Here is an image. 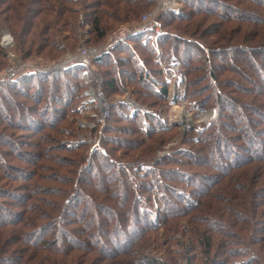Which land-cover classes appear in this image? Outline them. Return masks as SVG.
<instances>
[{
	"label": "trees",
	"instance_id": "1",
	"mask_svg": "<svg viewBox=\"0 0 264 264\" xmlns=\"http://www.w3.org/2000/svg\"><path fill=\"white\" fill-rule=\"evenodd\" d=\"M69 1L73 2L72 0ZM175 1L180 3L179 5L183 7L181 6L182 8L178 10L172 9L162 12L160 18H158V22L164 34L155 38L156 34L154 31L148 30L150 32L149 34L139 31L121 41L109 53H105L94 59H97L95 61L96 67L100 69L111 67V70L103 71L104 74L111 75L108 81L103 79V92L106 90L104 95L108 97V93L110 96V93L114 92V90H122L123 79L126 78V80H130L131 85L133 84L135 85L134 87L141 88L138 93L134 89L133 91L139 98L142 97L144 99L140 100L136 98L138 100H135V102L143 107V109L136 110V112L130 111L123 101H119L114 105L111 104L109 118L111 119V115L113 114L117 119H107V121L110 120L109 124H111V126H107L105 129L104 143L102 144L101 142V144L97 145L94 149L91 148L92 145H90L91 147L88 151L89 145L86 142L77 141L78 137H75L76 129L74 128L76 127L74 117H69V121L66 118L68 115L73 116L79 114L80 109L84 105L83 101L85 97L83 91L86 88V84L81 74L85 69L81 64L71 65V67H62L49 72L36 71L23 73L11 79L0 78V126L1 124L4 125L3 131L7 128L20 131H22L21 129L25 130L24 126L17 122H19L21 116L28 113L31 108H28L25 103L20 102V100L14 96L20 95L21 97L22 94H30L33 89V92H39V96L47 95L51 99L57 98L59 100L58 106H54V109H52V106L40 108L39 103L32 107L31 110H39L38 112L41 113L46 112L45 120L42 119V121L49 122L43 124L39 122V120H29V123L32 124L33 132L40 133L41 130L46 128L48 134H46L44 138L37 136V142L34 141V144L29 143L26 145V147H34L36 150L35 152L21 151V156L15 155L13 158L15 159L14 162H21L25 159V156H32L35 161H38L37 165L33 168L35 171L34 177L38 174V166H41V169L51 168L52 175H55V182L60 184L56 187L50 186V190H48L49 187L43 185L45 182H36L33 185V190H31L32 195L28 198L26 196L21 198L22 200L19 201V209L21 212L12 213L11 216L16 219L21 218L26 227L23 228L21 227L23 224H20L12 227L8 226L6 228L15 232L14 237L20 245H25L30 249L21 250L15 248L10 251V253L12 252L10 257L0 256V264H28L29 261H27L26 258L22 259L24 256L21 255V252L25 251L28 254L29 250H34L36 248L42 250L41 252L45 254L47 259L44 260L48 261L44 264H101L103 261V264H105V261L107 262L106 264H117L118 260L119 262L127 261V264H165L149 255L150 251L146 249L147 246L141 245L142 240H144V237L149 234V232L156 230L157 227H160L164 222H169L172 219H178L179 216L184 217L186 215L187 217L189 216V218H197L194 216V209L188 208L187 206L198 205V200L197 202L195 200V187L197 190L200 186L196 184V180L201 178L203 181L207 180L201 177L202 174L195 173L199 175L196 176L193 173H188L183 170L171 171L173 168L168 166H178L177 164L179 163L181 166L196 167L205 165L209 166L208 168H213L216 162L215 172H217V174L212 178L215 179V182L216 178L228 176L230 173L229 170L231 169L238 167L244 168V166L250 162L264 161V148L260 149L255 146V139L260 136L259 132L262 131H260L259 122L254 119L258 114L260 118L263 117V114L259 112L264 110V101L252 105V103L249 104L242 100L243 97L241 98V96L236 95L240 87L228 76V68L227 65H225L231 64L230 62L234 63L233 58L235 56L236 58L238 57L237 61L247 63L248 59L245 58V55L252 54L251 52L253 49L258 47L253 46L256 37H261L264 43V23H261L260 19V17H262L264 20L262 16L264 0H247V3L246 0H238L237 5L241 6V4L244 3V6L252 11L249 13L242 12L238 7H233V5L228 4L227 1L229 0H205L209 2L208 5L205 3L201 4V0ZM35 3H39V5L35 7ZM96 3L97 4L92 5V7L95 6L96 9L88 13V18L91 19V21L88 22L91 28L90 34H92L91 37H93V39H88V45L100 44L113 26L137 18L143 10L147 8L151 10L154 8L158 1L97 0ZM196 3H198V6ZM0 5L5 6L0 10L4 12L0 14V30L5 25L9 31L11 30L16 33L20 30L21 35H23L25 27L28 28V36H32V39L29 40L28 37H26V39L19 41V45L24 47V49H22L26 56H29L30 51L38 46V39L40 37H51L50 32L53 30L54 24L57 21V17L55 18L52 13L54 11L58 12L61 18L60 22L66 25V14L70 12L68 6L66 10H62L64 7L61 8L55 0H0ZM208 6L216 8L226 7L229 8L228 11L232 13H237L239 10L242 12L240 14L245 15L244 17H250V19L254 18V21L251 23L242 20L240 17L235 21L237 23L236 30L244 31L251 29L254 31L253 37L251 38L248 34H243L242 36L235 34L234 37L232 35L233 32H231L232 29L224 24L228 23L230 20H234V17L229 15L232 17L230 18L226 15L227 13L224 14L225 12L223 13L219 11V9L215 10ZM202 11L204 12L199 13ZM72 12L75 13L76 11ZM206 13H209L210 19L207 18ZM202 14L206 17L204 16L203 19L197 21L195 18ZM3 17H5L6 24L2 23L1 18ZM212 18L214 21H221V23H214V21L211 20ZM181 24L185 25L181 26ZM173 26L175 28L174 34L167 31L169 27L172 29ZM209 27H211L210 29L213 31H208L207 29ZM210 36H213V39H208ZM244 36L249 37L246 39L243 38ZM195 38L199 40L195 41ZM134 41L137 43L135 46H137L138 50L135 46L131 45V42L134 43ZM185 45L190 48H195V50L200 53L198 60H202L204 64L203 70L205 71L206 80L209 84L208 88L204 91L195 89L191 94L189 93V89L191 87H196L195 84L200 78H198V80H194L193 77L191 78L195 71H193L192 65H189V62L186 61L183 56V54H190H182L179 51L181 47ZM37 48L40 49L39 46ZM139 49L147 51L151 55V58L145 60ZM260 51L264 52V48L262 47ZM123 53L128 54L129 57L127 58L128 61L130 60L131 65H120L122 59L123 63H127L126 58L121 57ZM163 53L167 54L168 62L176 58L181 65L184 87L180 99L188 100L190 103L192 98H200V96H203L202 92H207L204 98L196 102L200 104V106H208V104L212 102L211 106L215 108L217 113L210 123L209 128L199 132L203 136L198 139L189 140L192 145L198 146L194 153H192L190 149H187L177 151L173 153L172 156L169 155L170 157L165 155L162 159H156L155 155L153 156L155 149L159 144L166 141V136L168 134L170 135L171 131L174 129L172 126L166 125L159 110L155 108V106L160 103L167 101L172 85V81L167 78L166 71L163 70L161 65L162 60L165 61ZM170 57L171 59H169ZM216 57L221 64L215 65L213 63V59ZM239 57H243V59ZM149 61L153 63L154 68L149 67ZM192 61L195 62V59H192ZM254 73L258 81H254L250 85L256 86L257 91L263 93L264 76L259 72L258 68ZM90 76L92 77V73L91 75L89 74V77ZM55 81L59 82V86H53ZM43 85L49 86L48 92L50 95L46 93L47 89H40ZM60 85L68 87V93L64 95L61 94L63 91H60ZM9 91L12 95L9 94ZM241 91L246 92L245 89ZM59 95L60 97H58ZM61 96L64 97L61 98ZM149 97L153 99L151 102L146 101V99H150ZM155 101H158V103H155ZM224 101L228 102L229 105L234 108L239 105L241 109H245L244 112L248 111L252 114L250 119L246 118L244 113V115L241 113L236 114L238 115V121L245 127L244 130L240 127H238V130H235L233 129L234 127L229 124L230 122L224 121L225 118H230L231 115H226L225 112H222ZM3 102H8L10 104L8 109L5 110L2 108ZM35 102H38V100L36 99ZM51 109L56 114V116L52 118L48 116V111ZM124 111L126 113H124ZM46 118L48 120H46ZM15 119L17 122H15ZM234 122L232 123L234 124ZM59 124L60 126L62 124L65 125L63 128L56 127ZM116 124H128V128L119 125L115 126ZM223 127L227 132L232 134L236 133V135L233 136L225 133L224 130H221ZM113 132L121 135H129L131 139L129 141L124 140V143H120L118 139L112 140L111 135ZM5 135L6 133L0 134V145L5 144L8 148H12L14 143H12V140L10 141L7 136L6 139ZM9 135L10 137H15L17 132H10ZM252 138L253 140H251ZM147 139H149L148 143ZM47 141L56 142L55 146H59L57 147L58 149H56L57 151L54 147H48L47 149L42 147L41 144H44V142L47 143ZM248 142L253 145L248 146ZM254 148L256 152L259 150L260 152L258 155L255 152V155L248 158L245 162L234 161L228 163L226 160L227 155L233 159V156H236V153L240 152H234L236 149H243L244 152L248 153L251 152V149L253 151ZM13 149L18 153L19 149L17 147ZM118 151H122L120 156L117 153ZM139 151L148 153L146 155H149L151 158L143 159H148L149 161L135 162V155H137ZM220 152L223 154L226 153L225 156L219 157ZM4 153H7V151H2L0 148V165H3V162H1L3 158L1 157ZM49 153L51 155H49ZM213 154L217 156L215 157L216 161H213V157L211 158L210 156ZM128 156L129 158H126ZM175 156H180V158L183 157L184 159L178 160ZM45 158L51 159L52 162L60 167V170L53 165L49 166L47 163L42 166L40 164L41 160ZM172 158L174 159L171 160ZM136 165L141 167L140 170L144 172L143 176L139 177L134 175V168ZM161 166H164L167 170L161 169ZM256 171L257 168L255 170L249 168L245 171H241L232 178L234 182L235 180L245 182L235 183L232 185L234 189L230 188L226 190V193L230 194L232 199H235L236 203H233V201L229 202L231 199L225 194H221L224 198L223 201L228 202V208L231 211L230 213L228 211V214L232 215V221L236 222L234 224L235 227H251V223H253V226L255 223V227H253L255 233L260 232L259 230L263 228L256 227V225L264 219H261L263 212H254L255 221H253L252 218L246 220L248 216L244 215V217L243 213L240 212L246 210L247 206V203L242 199L246 198V196L242 195L251 191L250 186H248L246 182H258L257 176L259 175ZM91 172L94 174L93 177L90 176ZM20 173H22V175L19 179L26 183V177L29 172L24 169L20 170ZM175 173L178 175H174ZM263 173L264 166L260 169L263 183L255 189V197L259 200H264ZM184 175L187 176L186 180L183 179ZM0 178L2 179V175H0ZM47 178L50 179L49 181L53 182L49 175H47ZM254 178H256L255 181L253 180ZM225 180L226 178H223L221 182ZM25 183L22 184L21 187H23V185L32 184V181L28 184ZM208 185L210 184H207L206 187ZM188 187L192 190L194 188V190L191 192L187 191L188 194H186L184 189ZM201 189H203V187H201ZM45 191L46 193H50V195L59 197L58 201L46 197L38 199L39 194H43ZM202 191L201 193L206 192L205 189ZM237 191L241 192V195H239ZM0 196H4V194L1 193ZM18 197L19 196H16V199ZM252 197L254 198V194ZM30 198H34L33 201L29 202ZM216 199L217 198H214L215 201ZM180 200L184 203L182 207H179L180 205L177 204ZM42 201L43 204L50 205L52 212L39 205ZM142 201L147 202L150 208L156 212L151 213L150 210L142 208ZM154 201L157 202V206H155ZM211 204L212 203L208 201V205L212 206ZM252 204L258 205L252 201V203L248 204L247 208L250 209ZM1 207L3 206L0 205V214L4 212V217L8 219L7 212ZM35 210L38 211L35 217L39 218V220H45V223H37L38 220L35 221L34 218L30 217L29 214L34 213ZM100 213L106 216V218H99ZM203 217L209 221L211 225L210 230L213 229V232H218V230L221 229L223 222L214 219V215H211V217ZM135 218L137 219L135 222L140 223L142 226L139 232L135 231L134 241L132 239L128 241L131 249H133L131 254H138L136 253V248L141 247L142 249H140L143 250V254L146 257L136 260L132 259V261H130L128 259L130 256L127 251L125 252V248L115 251H108L107 249V252H105L102 248L106 246V239H104V237L112 232L115 225L119 230L125 228L131 230V224L134 222ZM2 223L0 217V228L6 226ZM8 223L7 225L14 224L12 219ZM132 230L134 231L133 228ZM206 231H209V229H206ZM233 236L237 238H235L232 244H241L242 247L246 249L240 250L237 254L233 253V250H223L221 253L227 255L225 259L222 260L223 264H259L254 256V249L251 245L254 241L251 242L249 239L240 235V233L236 234L233 232ZM109 238H111V235ZM257 238L258 237L254 236L251 237V240H257ZM203 239L205 238H202L201 241L205 243L208 248L207 252H209L212 240L208 236L205 242ZM247 240L250 242V245H248ZM34 241H37L36 244H39L36 248L34 246ZM187 242H189L188 251L186 249L187 252H183L187 260L186 264H197L196 262L199 260V255L196 249H193L196 242L193 238ZM134 245L137 246L134 247ZM222 248H224V245ZM95 252L99 253V256L92 258V254ZM239 254L244 255L247 259L245 258L241 262H238V260L232 261ZM114 255H116L117 258L113 257ZM121 255L123 256L121 257ZM228 258L230 259L228 260ZM213 262L218 263L219 261L213 259Z\"/></svg>",
	"mask_w": 264,
	"mask_h": 264
},
{
	"label": "rangeland",
	"instance_id": "2",
	"mask_svg": "<svg viewBox=\"0 0 264 264\" xmlns=\"http://www.w3.org/2000/svg\"><path fill=\"white\" fill-rule=\"evenodd\" d=\"M56 2H58L59 6L62 8V10H66L67 6L70 10L69 13L66 14L67 19L65 20L67 23L66 25L63 24V22H60V14L56 11H54L52 13V15L56 18L57 17V21L54 24V28L53 30L50 32V38H39L38 39V46L40 47V49H38L36 47H34L33 50L30 51L29 56H26L23 52L24 47L19 45V41L20 40H24L26 39V37H28V39H32V36H28L29 32L28 28L25 27V32H23V35H21V31L19 30V32H13V31H9V29L4 25L6 24V20L5 17L1 18L2 19V23H4L3 28L0 30V77H2L6 70H10L12 69L14 72L17 71L20 68H28L31 67L32 69H36V68H43V69H49V68H54L52 70H55L56 66H58V64L70 60L72 57H76L81 53H85L87 50L89 51L90 49H94V48H100L101 45H103V43L106 41V39L109 37H115L116 35H120V33L122 32L121 29L123 27H129V28H138L143 24V17L146 14H151L154 11L157 10V8H159L160 2H158L154 8H152L150 10V8H147L146 10H143L142 13L140 15H138L137 18L130 20L128 22H123V23H118L117 25L113 26L107 33V36L105 37V39L100 43V44H96V45H88V39L92 38V34H90L91 32V28H90V24H88L89 21H91V19L88 18V13L94 11L96 9V7H92V5L97 4L96 1L97 0H72L73 2L69 1V0H55ZM159 1V0H157ZM161 2H163L164 0H160ZM168 4L170 7L172 8H182L175 0H167ZM197 1V0H195ZM224 1V0H223ZM250 1V0H249ZM228 4L233 5V7H238V9H240V11H244L246 13H249L251 10L247 9L244 6V3L241 4V6L237 5L238 0L234 1V0H229L227 1ZM9 3V2H8ZM205 3L206 5H208V1L205 0H201V4ZM247 3V0H246ZM89 4V5H87ZM198 6V3H196ZM257 4V3H256ZM39 5V3H35V7H37ZM5 7L0 5V10ZM204 7V6H202ZM210 8H214L215 10L219 9V11L221 12H225L224 14L228 15V17H230L229 15H232V17H234V20H230L228 23H224L225 25H228L229 28L232 29L231 32H233V36L235 37L236 35H240L242 36L243 34H248L249 36H251V38L253 37V30L249 29V30H244V31H239L236 30V26L237 23L235 22L238 17L242 18V20L247 21V22H253L254 18L250 19V17H244L245 15L240 14L242 12H240L239 10L237 11V13H232L229 12V8L226 7H213V6H208ZM48 8V7H46ZM108 9V8H107ZM204 9V8H203ZM72 11H76L75 13H73ZM111 12V11H109ZM199 12V13H203ZM252 12V11H251ZM4 13L3 11H0V14ZM161 11L159 12V16L158 18H160L161 15ZM262 16L264 17V9H262ZM207 14V18H211L209 16V13ZM149 16V15H148ZM205 15H199L197 18H195L197 21L203 19ZM206 17V16H205ZM230 17V18H232ZM261 19V23H264V20L262 19V17H260ZM211 20L214 21V19L212 18ZM212 21V22H213ZM214 23H221V21H217L215 20ZM115 24V23H114ZM128 25V26H126ZM185 24H181V26H184ZM26 26V25H25ZM193 28V26H192ZM191 28V29H192ZM211 27H209L207 30L208 31H213L210 29ZM168 32L174 34L175 28L174 26L172 27V29L169 27L167 29ZM3 32H7L9 33V35L11 36V38L13 39V44L9 47V48H4L3 47ZM143 33H147L149 34L150 32L147 29L142 30ZM237 32V33H236ZM182 33V32H181ZM194 33V32H192ZM90 34V35H89ZM183 34V33H182ZM203 34V33H201ZM249 36H244L243 38H248ZM129 37V36H128ZM158 36H156L155 38H157ZM213 36L208 37L212 38ZM45 39V40H44ZM206 39V40H208ZM213 39V38H212ZM195 41L199 40L198 38L194 39ZM256 41L253 42V46H258L256 48L253 49V51L251 52L252 54H246L245 58L248 59V62H243V61H237L238 57L236 58V56L233 58L234 59V63L230 62L231 64H225L227 65L228 68V76L233 79V81L241 88L238 89L236 95L241 96V98L243 97L242 100L246 101V103H252V105L256 104V103H261L262 101H264V90L263 93H259L257 91L256 86H251L250 84L254 81H258V79L255 76L254 71L257 70V68L259 69V72L264 76V52H261L260 50L262 49V47L264 48V43L262 42L261 37L255 39ZM206 42V41H205ZM131 45L135 46L137 45V43L134 41L131 42ZM261 48H260V47ZM102 47V46H101ZM23 48V49H22ZM69 48V49H68ZM135 48L137 49V46H135ZM260 48V49H259ZM3 49V50H2ZM71 49V50H70ZM256 49V50H255ZM258 49V50H257ZM138 50V49H137ZM142 57L146 60H148V58H151L150 54L147 51H143L142 49H139ZM180 53H189L190 55L186 54L184 56V59L186 61L189 62V65H192L193 71H195L194 74H192L191 78L193 77L194 80H198V78H200L195 86L196 87H191L189 89V93L191 94L193 90H200V91H204L208 88V82L206 80V75H205V71L203 70V62L202 60L200 61V59L198 60V57L200 56V53H198L197 50H195V48H190L185 46L181 47V50H179ZM60 54V55H58ZM120 54V53H119ZM164 54V53H163ZM121 55V54H120ZM188 55V56H187ZM14 56V58H13ZM165 56V61L162 60V68L163 70L166 71L167 76H169L170 81H172V85L170 87V92H169V96L167 101L160 103L159 105L155 106V108L157 110H159V113L161 114L162 118L164 119L165 123L167 126H172L174 129L171 131L170 135L168 134L166 136V141L162 144H159L158 147L155 149V153L153 154V156L155 155L156 159H162V157H164L165 155H170L172 156L173 153H176L177 151H181V150H191L192 153L195 152V149H197L198 146L192 145L189 140L190 139H198L201 136H203L201 133V131H203L204 129L209 128L210 123L213 121L214 117L216 116V110L213 106H211L210 102L208 104V106H200V104H198L196 101H200V99L204 98V96L207 95V92H202L203 96H200V98H192L190 100V103L188 102V100H184V99H180L182 90H183V78H182V68L181 65L179 64V61L174 58L173 61H167V54H164ZM121 57L126 58L127 63H123L122 60L120 61V65H131L130 64V60L128 61V54L123 53ZM197 58V59H196ZM240 58V57H239ZM171 59V57L169 58ZM192 59H195V62L192 61ZM240 59H243V57H241ZM97 60V59H96ZM96 60H92L91 65H92V69L94 74H92V77H89L90 82L93 79V83H92V88L93 89H97V85L99 86L98 83H96L97 81L95 80V74H98L102 80V84H103V79L105 81H108L109 76L111 75H106L103 73V71H109V69L111 70V67L107 68V69H100L98 67H96ZM213 63L215 65H219L221 64L218 60V58L216 57L215 59H213ZM173 62V63H172ZM149 63V67L150 68H154L153 63L151 61L148 62ZM69 65H75V64H69ZM68 65V66H69ZM79 65V64H78ZM171 65H178L181 69V76L178 78H174L173 76H175L176 70H175V66H171ZM71 67V66H70ZM161 68V67H160ZM156 69V67H155ZM50 70V71H52ZM20 71V70H19ZM101 74H100V73ZM121 76V75H120ZM125 79V80H124ZM123 79V88L122 90H114V92L108 93V97L106 95H104V92L106 93V90L103 92L104 87L99 86L100 91H102L103 93V97H105L107 103H108V111L106 112V118L104 119L103 116H101V112L98 109H93L89 106H87L86 108V104H84L82 106V108L80 109V113L77 115H73V116H67L66 118L69 121V117L72 118L74 117V121H75V127L73 126L74 129H76V133H75V137L77 138V141L79 142H86L89 147H88V151L90 149V145H92L91 148H96L97 144L100 145L101 142L102 144L104 143V135L106 133V127L107 126H111L110 120L112 118H115V115H111V119L109 118L110 116V107L111 104H117V102H127L126 105L128 104V101L131 102V104L127 105V107L130 109V111H134L136 112V110H134V106L136 103L135 100H144L142 97H138L134 91L136 90L137 93L140 92L141 88H137L134 87L135 85H131L130 80H126V78ZM84 83L86 84V88L83 91V95H85L87 93V91L90 90V85L91 83L87 80V79H83ZM81 83L83 84V82L81 81ZM177 83V85L174 86V84ZM54 87L59 86V82L55 81L54 82ZM53 87V88H54ZM47 89L46 93L48 95L49 94V86L47 85H43L42 87H40V89ZM62 88V89H61ZM242 89H245L246 92L241 91ZM249 90V91H247ZM60 91H63V93L61 94H65L68 93L69 89L66 86H62L60 85ZM143 91V90H142ZM108 92V90H107ZM9 94L12 95V93ZM22 94V93H21ZM36 94V95H35ZM141 95V93H140ZM53 96H54V92H53ZM52 96V97H53ZM15 98L19 99L20 102H23L26 104V106L28 108H31L39 103L40 104V108L45 107V106H52V109H54V106H58V99L54 98L51 99L49 98V96H39V92L38 91H34L33 89L31 90L30 94H22V96H14ZM56 97V96H55ZM60 97V95L58 96ZM64 96H61V98ZM255 97V98H254ZM86 99L87 100L88 96L86 94ZM138 98V99H136ZM150 98V97H149ZM38 100V102H35V100ZM153 99H146V101L151 102ZM133 101V103H132ZM34 102V104H33ZM140 102V101H139ZM155 103H158V101H155ZM223 111L225 112L226 115H230V118H225L224 121L226 122H230L229 124L232 125V127H234L233 129H237L238 127H240L242 130H244V126L242 123H240L237 119L236 114L241 113V114H245L246 118L250 119L252 116V114H250V112H244L245 109H241V107H232L231 105H229L228 102L224 101L223 102ZM134 104V105H132ZM137 104V103H136ZM151 104V103H150ZM146 105V104H145ZM144 105V106H145ZM10 106V104L8 102H3L2 108H4L5 110L8 109ZM137 106L139 107L140 105L137 104ZM143 106V105H142ZM81 107V106H80ZM94 107L96 106V103L94 102ZM146 107V106H145ZM258 107V106H257ZM39 108V109H40ZM29 109V112L26 113L25 115H22L21 118L19 119V122L16 121L15 122L21 124L24 126V129L20 130H16V129H12V128H7L5 131L4 130V125L1 124L0 126V134H4L6 133L5 137L7 136L10 141L12 143H14V146L12 148H8L7 146H5V144H1L0 148L2 151H7V153H4L2 155L1 158L3 162V165H0V175H2V179L0 178V194H4V196H0V205H2L5 212H7V218L4 217L3 213L0 214L1 217V222H3V228H0V256L3 255L2 257L6 256V257H10V251L15 249V248H19L21 250H25V249H30L27 248L25 245H20L16 239H15V232L10 231L9 228H6L8 226L12 227V226H17L20 224H23L21 227H26V225H24L25 223L23 222V220L20 219H16L14 218L12 215V213H19L21 212V210L19 209V201L22 200L21 198L26 196L27 198L30 197L32 195L31 190H33V185L36 182H41L44 183L43 185L49 187L48 190H50V186L56 187L59 186L60 184H57L55 181V175H52V170L51 168H46V169H41V166H38V174L36 177L35 176V171L33 170V168L37 165L38 161L34 160V158L30 155L25 156V159L22 160L21 162H14L15 159L13 158L15 155H19L21 156V151H27V152H35L36 150L34 149V147L32 146H27V144L29 143H33L34 141L37 142V136H41L44 138V136L46 134H48V131L46 130V128L44 130H41L40 133H35L33 132V127L32 124L29 123V120H39V122H42L43 124L49 123L48 121H42V119L45 120V116H46V112L45 113H41L38 112L37 110H31ZM48 111V116L49 117H54L56 116L55 112H53V110ZM44 111V110H43ZM129 111V110H128ZM243 111V112H242ZM34 112V113H33ZM124 113H126L124 111ZM185 114L188 115L191 119V121L189 123L183 122V119L181 117V114ZM259 113H262L263 117H259L260 115L258 114V116L255 119V121H258L260 124V136L257 137L255 139L256 142V147H259L260 149L264 148V110H261ZM224 114V115H225ZM243 114V115H244ZM104 115V113H103ZM225 115V116H226ZM110 119L107 121V119ZM263 118V119H262ZM182 119V121H181ZM236 119V120H235ZM46 120H48L46 118ZM235 121V122H234ZM14 122V121H11ZM234 122V124L232 123ZM68 123V122H67ZM13 125V124H12ZM65 124H62L60 126L57 125L56 127L59 128H63ZM122 126V127H127L128 128V124H116L115 126ZM93 126V127H92ZM188 126V127H187ZM224 128V127H223ZM221 129L222 131L224 130L225 133L229 134V135H236V133H229L226 131V129ZM82 129V130H81ZM14 133L17 132V135L15 137H10V132ZM256 131V129H255ZM9 133V134H7ZM227 135V136H229ZM6 137V139H7ZM74 137V138H75ZM112 140H116L118 139L120 143H124V140L129 141L131 138L129 135H121L119 133H115L113 132L112 135ZM46 139V138H45ZM236 139V138H235ZM76 140V139H75ZM253 140V138L251 139ZM249 140V141H251ZM146 142V141H145ZM149 142V139H147V143ZM151 143V142H150ZM149 143V144H150ZM42 147L44 148H48V147H54L55 150L58 149L57 147L59 146H55L56 142H51V141H47L44 142V144H41ZM63 145V144H62ZM60 145V146H62ZM249 145H253L250 144L248 142L247 144ZM17 147L19 149L18 153L17 151H15L13 148ZM194 149V150H193ZM57 151V150H56ZM145 151V150H144ZM144 151H139V153L137 152V155H135V162L139 163L138 161L142 162V161H149L148 159H143V158H151L149 155L147 156ZM190 151V152H191ZM240 151V152H237ZM254 151V152H253ZM251 152H244L243 149H236L234 150V152H237L236 156H233V159L227 155V162H245L246 160H248V158H250L251 156L255 155L256 149L254 148ZM213 152V151H212ZM211 152V153H212ZM260 152V150L258 152H256V154L258 155V153ZM118 155L120 156V153L122 154V151H118L117 152ZM210 153V154H211ZM230 153V152H229ZM199 154V153H198ZM226 154V153H225ZM225 154H223L222 152L219 153V157L220 156H225ZM49 155H51L49 153ZM200 155V154H199ZM235 155V154H234ZM169 156V157H170ZM198 156V155H197ZM196 156V157H197ZM211 158L213 157V161H216L217 157L215 154L210 155ZM53 157V155H52ZM177 157V156H175ZM199 157V156H198ZM126 158H129L126 157ZM166 158V157H165ZM247 158V159H246ZM23 159V158H22ZM164 159V158H163ZM174 158H172L171 160H173ZM178 160L184 159L183 157L180 158L177 157ZM188 159V158H187ZM167 160V159H166ZM167 162V161H166ZM36 163V164H35ZM49 164L53 165L54 167L58 168L60 170V167L55 164L54 162H52L51 159H44L41 160V165L43 166L44 164ZM189 163V162H188ZM169 165V164H168ZM178 166L175 165H170L168 167L173 168L171 171H176V170H183L186 171L188 173H199L202 174L201 177H203L204 179H207L206 181H203L202 178L201 179H197L196 180V184H198L200 187L197 188L195 187V193H196V202L198 200V205L197 206H187L188 208H192L194 209L193 213L194 216H196L197 218H189V216L187 217H181L179 216L178 219H172L169 222H164L161 224L160 227H157L156 230L149 232V234H147L144 237V240H142V244L143 246H147V250H149L150 252V256L157 258L158 260H160V262H163L165 264H186L187 260L184 257L185 253L188 251V243L187 241H189L191 238H193L196 242V245L193 246V249H196V252L199 255V260L196 262L197 264H223L222 260L225 259V257L227 255H223L221 252L223 250L227 251V250H233V253L237 254L240 250L246 249L245 247H242L241 244H232L235 241V236H233V232H235L236 234L242 235L243 237H245L246 239H249L251 242L254 241V243H252V247L254 249V256L257 260V262L259 264H264V200L262 199H258L257 197H255V189L257 186L262 185L263 180L260 174V169H262V167L264 166V161L263 162H250L249 164H246L243 167H238L235 169H231L229 170V175L228 176H222L220 178H216V181L214 182L215 179L214 176L217 174V172H215V167L217 165V163L215 162V165L213 166V168H208L209 166H196V167H188V166H181V164H177ZM141 167H139L138 165L135 166V173L134 175L136 176H143L144 172L140 170ZM180 168V169H179ZM242 168V169H241ZM251 168L252 170H255L257 168V173L259 176H257V180L258 182L254 183L251 181V183L246 182V184L248 186H250V190L247 194H244L242 196H246V198H242L244 202L247 203V206L249 203L255 202L258 205H251L250 209L247 208L246 206V210H243L240 213H243V216L246 215L248 216V218L246 220H249L250 218L253 219V221H255V215L254 212L255 211H259V213L263 212L261 215V219L262 222H260L259 224L256 225V227H263L261 230H259L260 232H256L255 230L253 231V227H255V223L253 226V223H251V227H235V223L232 221V215L228 214L231 212L230 209L228 208V202L223 201L224 198L222 197L221 194H225L230 201H233V203H236L235 199H232L230 194L226 193L227 189H234V187L232 185H234L235 183H245L244 181H238L235 180V182L232 180L233 177H235L238 173H240L241 171H245L247 169ZM27 170L28 176L27 178V182H22L19 178L21 177L22 173H20V170ZM161 169H166L164 166H161ZM167 170V169H166ZM8 174V175H7ZM264 174V173H263ZM47 175H49L51 177V179L53 180V182L49 181L50 179L47 178ZM174 175H178L177 173H175ZM196 176H199L197 174H195ZM90 176L93 177L94 174L91 172ZM96 177V176H95ZM167 177V176H166ZM187 176L184 175V178L186 180ZM226 178L225 181L221 182V179ZM43 180V182H42ZM190 180V179H189ZM254 181L256 180V178L253 179ZM30 181H32V184L30 185H23L22 184H28L30 183ZM35 181V182H34ZM194 181V180H193ZM199 182V183H198ZM214 182V183H213ZM207 184H210L206 187ZM201 187H203V189H205L206 192H203L201 189ZM187 193L191 192L193 190L188 187L184 189ZM47 191V190H46ZM43 193V194H39L38 199L42 198V197H46L48 199H56L58 201L57 196H53L50 195V193ZM239 191V190H238ZM237 193L239 195H241V192ZM34 192V191H33ZM35 194V193H33ZM254 194V198L252 197V195ZM16 196H19L16 199ZM192 198V197H191ZM214 198H217L216 201L214 200ZM34 199V198H33ZM33 199H29L30 201H33ZM264 199V198H263ZM208 201L211 202L212 206L208 205ZM219 201V202H218ZM150 203V202H149ZM180 200L177 202V204H179V207L184 206V203ZM216 205H215V204ZM155 206H157V202L154 201ZM263 204V205H262ZM42 207H45L48 211L52 212V209L50 208L49 204H43V201L39 204ZM142 208L144 209H148L151 211V213L156 212L153 209L150 208L149 204L147 202H143L142 201ZM151 205V203H150ZM227 208V209H226ZM33 212V211H32ZM40 212V211H39ZM38 214V211L35 210L34 213H30V217L34 218L35 221H37V223L41 222V223H45V220H39V218H36L35 215ZM101 215V216H100ZM99 218H106V216L102 215L100 213ZM211 215H214V219L219 220V222H223V224L221 225V229L218 230V232H213L211 229V225L209 224V221H207L203 216H208L211 217ZM242 216V215H241ZM245 217V216H244ZM200 220H199V219ZM237 218V217H235ZM12 219V222H14L13 225H7L9 224L8 222ZM8 220V221H7ZM137 219H134V222L131 224V230L128 229H117V226L115 225V228H113L112 232L109 233V235L105 236L104 239H106V246H103L102 248L105 250V252L108 251H115V250H121L123 248H125V252L127 251L129 256L128 259L130 261H132V259H142L143 257H146L143 254V250H141L140 248H136V253L138 254H131V251L133 249H131L130 247V243H128L129 240H133L134 241V236H135V231L139 232L141 229V224L140 223H136ZM229 225V226H228ZM132 228L134 229V231L132 230ZM206 229H209V231H206ZM253 232V233H252ZM252 233V234H251ZM111 235V238H109V236ZM207 236L209 238H211V246H210V251L207 252L208 248L205 245V243H202L201 239H203V241L205 242L207 239ZM258 237L257 240H251V237ZM15 240H14V239ZM108 239V240H107ZM132 241V242H133ZM248 241V240H247ZM37 242V241H36ZM36 242L34 241V246L35 248L39 246V244H36ZM131 242V243H132ZM139 244V242H138ZM224 245V248H222V246ZM248 245H250V242L248 241ZM137 246V245H136ZM134 245V247H136ZM130 247V248H129ZM187 249V251H186ZM42 250L39 249H31L29 250L28 254L27 252L23 251L21 252V255L24 256L22 257V259H27V261H29L28 264H44L47 263L48 260H44L47 259L45 257V254H43L41 252ZM185 252V253H183ZM103 253V252H101ZM9 254V255H6ZM13 255V254H12ZM125 255V254H124ZM127 255V254H126ZM99 256V253L95 252L92 254V258H96ZM123 255H121L122 257ZM1 257V258H2ZM113 257L117 258L116 255H114ZM222 258V259H221ZM246 257L242 254L237 255L232 261L234 260H238V262H241L243 259H245ZM213 259L218 260L219 262L214 263ZM230 258H228L229 260ZM247 259V258H246ZM123 260V259H121ZM104 261L101 263L103 264ZM107 262L105 261V264ZM127 261H122V262H117V264H127ZM131 264V263H129Z\"/></svg>",
	"mask_w": 264,
	"mask_h": 264
},
{
	"label": "built area",
	"instance_id": "3",
	"mask_svg": "<svg viewBox=\"0 0 264 264\" xmlns=\"http://www.w3.org/2000/svg\"><path fill=\"white\" fill-rule=\"evenodd\" d=\"M160 2L159 8H157L156 11H154L151 14H146L143 17V24L134 29V28H129V27H123L121 29V33L120 35H116L115 37H112L109 39V37L106 39V41L103 43V45L100 46V48H94V49H90L89 51L87 50L85 53H81L76 57H72L70 60L64 61L60 64H58V66H56L55 68H62L65 66H68L69 64H82V66L84 67L85 71L81 74L82 78L87 79L89 82V74L91 75L94 74L93 69H92V65L91 62L93 59L105 54V53H109L117 44H119L121 41H123L124 39H126L128 36L133 35L139 31H142L144 29L147 30H151L154 31V33L156 34V36H160L162 34H164V31L161 28L160 23L158 22V16H159V12H165L167 10H178V8H172L169 6L168 1L164 0L163 2H161L160 0L158 1ZM149 15V16H148ZM128 26V25H126ZM3 47L4 48H9L12 44H13V39L11 38V36L9 35V33L7 32H3ZM14 58V56H13ZM173 63V62H172ZM171 66H175V76H173L174 78H178L181 76V70L180 67L178 65H171ZM54 68H49V69H43V68H36V69H32L31 67L28 68H20L17 71H13L12 69L10 70H6L5 74L0 77V78H14L16 76H19L23 73L29 72V71H39V72H49L50 70H52ZM20 70V71H19ZM91 72V73H90ZM167 74V73H166ZM167 78L169 79L170 77L167 76ZM95 80L97 81L96 83L99 84V86L101 87L102 85V80L100 78V76L98 74H95ZM170 80V79H169ZM91 83V82H90ZM177 85V83L174 84V86ZM99 86L97 85V89H93L92 88V83L90 85V90L87 91V100H84L83 103L86 104V108L87 106L93 108V109H98L101 112V116H103V118H106V112L108 111V103L106 101V99H104L103 93L102 91H100ZM86 94L84 95V97H86ZM94 96H98V97H102L104 99L103 102V107L99 106L97 104L96 101L93 100ZM86 99V98H85ZM94 102L96 103L97 107H94ZM133 102V101H132ZM104 113V115H103ZM93 127V126H92ZM98 145V144H97Z\"/></svg>",
	"mask_w": 264,
	"mask_h": 264
},
{
	"label": "bare ground",
	"instance_id": "4",
	"mask_svg": "<svg viewBox=\"0 0 264 264\" xmlns=\"http://www.w3.org/2000/svg\"><path fill=\"white\" fill-rule=\"evenodd\" d=\"M82 65V64H81ZM103 97V96H102ZM98 97V96H94L93 97V100L94 101H96L97 102V104L99 105V106H101V107H103V102H104V99H105V97ZM128 103L129 104H131V102L130 101H128ZM181 117H182V119H183V122H186V123H189L190 121H191V119H190V117L188 116V115H185V114H181ZM182 119H181V121H182ZM192 122V121H191ZM188 127V126H187Z\"/></svg>",
	"mask_w": 264,
	"mask_h": 264
},
{
	"label": "water",
	"instance_id": "5",
	"mask_svg": "<svg viewBox=\"0 0 264 264\" xmlns=\"http://www.w3.org/2000/svg\"><path fill=\"white\" fill-rule=\"evenodd\" d=\"M136 106H137V104L136 103H134ZM139 108H141L140 106H139Z\"/></svg>",
	"mask_w": 264,
	"mask_h": 264
}]
</instances>
